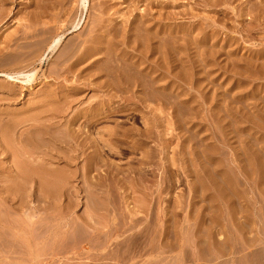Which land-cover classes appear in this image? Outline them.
<instances>
[{"label": "rangeland", "instance_id": "obj_1", "mask_svg": "<svg viewBox=\"0 0 264 264\" xmlns=\"http://www.w3.org/2000/svg\"><path fill=\"white\" fill-rule=\"evenodd\" d=\"M1 6L9 17L0 23V72L16 77L19 73L37 74L30 82L24 76L15 81L0 77V130L19 127L13 136L16 139L19 134H26L28 131L25 130L30 125L38 124L36 126L39 127L44 122L47 125V119L52 120L48 123L52 125L57 120L56 128L63 126L61 129L66 130L67 136L70 134L67 130L74 129L70 130L72 137L69 141L80 145L81 149L96 139L101 146L110 139L111 149L109 151L105 147L106 151L101 156L104 160L108 156V166L87 171L85 165L92 160L91 150L85 151L86 155L84 151H81L83 154H74L68 146L65 147L67 150L62 149L61 143L56 142L61 149L57 147L60 151H53L54 155L62 152L61 156H67L71 152L68 156L82 157L74 159L77 163L70 162L73 167L60 163L58 159L53 161L54 165L51 164L50 169L54 171L62 167L59 170L66 172L62 176L69 179L68 184L65 182L60 187L54 186V189L53 183L46 188L33 185L27 189V184L11 187L2 182L10 173L7 166L15 159L2 156L3 148L0 146V264H264V0H89L87 11L82 9L80 0H7L0 2L2 9ZM78 23H81V29L74 31ZM34 24L37 29L42 24L51 28L49 43L55 38H64L61 49L45 52L43 63L39 61L40 57L33 54L36 58L33 59L28 54L33 50L31 47L28 51H20L15 43L10 47L6 43L7 38L20 36L27 28L33 34L36 30ZM97 24L101 25L99 29ZM116 25L120 32L140 30V26L144 30L140 34L150 33L142 34L143 44L139 39L142 45L137 44L133 32L132 38L125 40L122 32L114 42L111 34L114 35L115 31H105ZM93 26L99 32L95 29L97 33L93 32ZM91 35L96 39L90 38ZM84 39H88L86 43ZM106 39L110 41L106 43ZM77 42L81 44V53L87 47L82 64L77 68L72 67L75 60L71 64L74 58L83 55L79 51L80 55L76 54L71 61L63 60L65 68L61 70L59 58L64 50L75 48L73 44ZM153 42L161 46L157 48ZM145 45L157 48V59L165 55L157 61L159 65L165 62L160 70V73L164 72L162 78L165 81H158L162 85H172L174 81L175 88L170 91L159 88L156 90L159 95L156 91L157 95L151 94L153 90L150 94L134 87L130 90L132 86L102 89L101 80L105 78L96 77V72L100 66L103 68L104 61L108 63L109 56L123 59L124 54L130 53L124 59L130 63L132 60L138 62L147 55ZM136 49L145 54L142 56ZM170 50L174 53L171 54ZM14 55H18L17 62ZM93 62H96L94 67L89 68ZM165 75H170V78ZM150 78L146 77L147 80ZM73 99L74 102L69 104ZM89 109L94 111L91 116L96 114L98 117H83ZM54 110L61 113L55 115ZM101 113L103 115L100 116ZM28 118H32L30 123ZM35 120L38 121L35 123ZM109 133L113 134L112 137ZM32 134L30 138L36 136V140L41 139L37 131ZM48 141L52 149L56 148L53 146L55 140ZM46 166L47 171H53ZM52 176L54 174L36 177L40 182L45 177L53 181L55 178ZM26 178L28 180L29 177ZM82 180H90L93 184L85 186ZM8 218L14 223L11 224ZM65 225L72 235L67 236V230L57 232V226L62 228ZM97 228L102 230L98 232ZM107 238L112 239L110 246L113 247L102 253L104 240H109Z\"/></svg>", "mask_w": 264, "mask_h": 264}, {"label": "bare ground", "instance_id": "obj_2", "mask_svg": "<svg viewBox=\"0 0 264 264\" xmlns=\"http://www.w3.org/2000/svg\"><path fill=\"white\" fill-rule=\"evenodd\" d=\"M4 1H7V0H1L0 2H4ZM45 1V0H44ZM212 1V0H211ZM213 1H215V0H213ZM217 1V0H216ZM219 1V0H218ZM233 1V0H232ZM248 1V0H247ZM22 2V1H21ZM35 2H37V1H35ZM51 2V1H50ZM53 2V1H52ZM57 2V1H56ZM210 2V1H209ZM243 2V1H242ZM32 3V2H31ZM65 3V2H64ZM80 3H81V5H82V9L84 10V11H87L88 10V8H89V0H80ZM95 3V2H94ZM223 3V2H222ZM221 3V4H222ZM46 4H47V2H46ZM104 4V3H103ZM139 4V3H138ZM215 4V3H214ZM2 5V4H1ZM28 5V4H27ZM50 5V4H49ZM94 5V4H93ZM98 5V4H97ZM135 5V4H134ZM219 5V4H218ZM255 5V4H254ZM256 5H257V3H256ZM3 6V5H2ZM1 6V7H2ZM4 6H6V5H4ZM3 6V7H4ZM35 6V5H34ZM46 6V5H45ZM53 6V5H52ZM63 6V5H62ZM106 6V5H105ZM136 6V5H135ZM211 6V5H210ZM213 6V5H212ZM2 7V9L0 8V23H2L6 18H8L7 17V15H9L8 13L6 14L5 12L6 11H4V9L5 8H3ZM47 7H49V6H47ZM96 7V6H95ZM110 7V6H109ZM134 7V6H133ZM43 8V7H42ZM57 8V7H56ZM102 8V7H101ZM111 8V7H110ZM129 8V7H128ZM185 8V7H184ZM259 8V7H258ZM108 9V8H107ZM118 9V8H117ZM127 9V8H126ZM125 9V10H126ZM251 9V8H250ZM249 9V10H250ZM45 10H47L46 8H45ZM61 10V9H60ZM97 10H99V9H97ZM104 10H106V9H104ZM71 11V10H70ZM113 11V10H112ZM184 11V10H183ZM254 11V10H253ZM263 11V10H262ZM30 12V11H29ZM41 12V11H40ZM39 12V13H40ZM47 12V11H46ZM65 12V11H64ZM128 12V11H127ZM133 12V11H132ZM37 13V12H36ZM142 13V12H141ZM170 13V12H169ZM230 13V12H229ZM253 13V12H252ZM262 13V12H261ZM33 15H35L34 14V12L32 13ZM46 14V13H45ZM52 14V13H51ZM112 14H113V12H112ZM131 14V13H130ZM139 14V13H138ZM172 14V13H171ZM170 14V15H171ZM175 14V13H174ZM251 14V13H250ZM21 15V14H20ZM102 15H104V14H102ZM152 15V14H151ZM181 15V14H180ZM25 16V15H24ZM49 16V15H48ZM52 16V15H51ZM61 16H62V14H61ZM121 16V15H120ZM125 16H126V14H125ZM165 16V15H164ZM238 16H239V14H238ZM251 16V15H250ZM32 17V16H31ZM41 17V16H40ZM43 17V16H42ZM55 17V16H54ZM60 17V16H59ZM141 17V16H140ZM160 17H161V15H160ZM229 17V16H228ZM34 18V17H33ZM38 18V17H37ZM75 18V17H74ZM96 18V17H95ZM142 18V17H141ZM159 18V17H158ZM32 19V18H31ZM123 19V18H122ZM161 19V18H160ZM166 19V18H165ZM173 19V18H172ZM240 19V18H239ZM39 20H40V18H39ZM51 20V19H50ZM126 20V19H125ZM131 20V19H130ZM33 21V20H32ZM41 21V20H40ZM61 21V20H60ZM122 21V20H121ZM120 21V22H121ZM137 21H139V20H137ZM172 21V20H171ZM251 21V20H250ZM37 22H38V20H37ZM49 22V21H48ZM93 22V21H92ZM101 22V21H100ZM99 22V23H100ZM125 22V21H124ZM140 22V21H139ZM239 22V21H238ZM38 23H40V22H38ZM94 23V22H93ZM98 23V22H97ZM107 23V22H106ZM203 23V22H202ZM36 24V23H35ZM34 24V25H35ZM41 24V23H40ZM49 24V23H48ZM94 24H96V23H94ZM102 24V23H101ZM103 24H104V20H103ZM111 24V23H110ZM116 24V23H115ZM144 24V23H143ZM151 24V23H150ZM250 24V23H249ZM33 25V26H34ZM38 25V24H37ZM43 25V24H42ZM41 25V28H39V29H37V27H36V25H35V28H36V30H34L32 33L33 34H30L31 32H29L27 29H26V32H23V34H21L20 36L18 35V36H16V35H13V36H11V37H9V38H7V45L9 46V45H11L12 43H15V45H16V47L18 48L17 50H24V49H29L30 50V48L29 47H31V49H33L32 51H29L30 53H28L32 58H33V54L35 55V57L36 58H38V57H40L39 59V61H41L42 63H43V58H45V52H49L50 51V53L51 52H56L57 50H59V49H61L60 47H61V45H62V42H63V37L61 36V37H59V38H55V40H53V41H51L50 43H49V38H48V36H49V33H50V29L48 28V26H46L45 27V25L46 24H44V26H42ZM55 25V24H54ZM61 25V24H60ZM73 25V24H72ZM80 25H81V23L79 24H77L75 27H74V31H77V30H79V29H81V27H80ZM99 24H97L96 25V27L99 29L100 28V26H98ZM121 25V24H120ZM252 25V24H251ZM38 26H40V25H38ZM56 26V25H55ZM66 26V25H65ZM117 26L118 25H116L115 27H112V28H110V27H108L107 28V31H105L106 33L107 32H109V33H113L114 31H115V34L113 35V34H111L112 35V38H110V40L112 39L114 42H116L117 41V39L115 40V37L117 36V35H120L122 32H120L119 31V29L117 28ZM142 26V25H141ZM54 27V26H53ZM125 27H127V26H125ZM136 27V26H135ZM138 27V26H137ZM136 27V28H137ZM257 27V26H256ZM264 27V26H263ZM30 28H31V26H30ZM33 28V27H32ZM34 28V29H35ZM163 28V27H162ZM170 28V27H169ZM251 28V27H250ZM54 29V28H53ZM94 29L95 30H97L96 28H94V26L92 27V30H93V32H95V33H97L96 31H94ZM123 29H125V28H123ZM127 29V28H126ZM139 29L140 30H138V28L137 29H134V30H131V31H129V32H127L129 29H127V31H125V32H123V37H124V40L126 39V38H129L130 36H131V38H132V35L131 34H133V33H135V35H136V39H137V41H136V39H134L136 42H137V44H141V43H139V41L142 39V37L144 38V36H142V34H140L142 31H144L143 30V27H140L139 26ZM254 29V28H253ZM90 30H91V28H90ZM103 30V29H102ZM105 30V29H104ZM168 30V29H167ZM27 31L29 32V33H27ZM31 31V30H30ZM98 32H99V30H97ZM136 31V32H135ZM1 32V31H0ZM9 32V31H8ZM34 32H35V34H34ZM92 31H91V34L93 33ZM133 32V33H132ZM201 32V31H200ZM19 33V32H18ZM17 33V34H18ZM89 33V32H88ZM146 32H144V34H145ZM148 33H150V32H148L147 31V33L146 34H148ZM252 33V32H251ZM8 34V33H7ZM53 34V32H51V35ZM67 34V33H66ZM128 34V35H127ZM143 34V35H144ZM145 34V35H146ZM156 34V33H155ZM247 34V33H246ZM102 35V34H101ZM134 35V34H133ZM152 36H154V34H151ZM184 35V34H183ZM254 35V34H253ZM64 36V35H63ZM104 36V35H103ZM103 36L101 37V38H103ZM148 36H150V35H148ZM167 36V35H166ZM90 38L92 37H94V36H89ZM156 38H157V36H155ZM168 37V36H167ZM212 37V36H211ZM248 37V36H247ZM82 38V37H81ZM90 38H89V40L88 41H92V40H90ZM95 38V37H94ZM107 38V37H106ZM141 38V39H140ZM150 38V37H149ZM156 38H153L154 40L156 39ZM256 38V37H255ZM96 39V38H95ZM140 39V40H139ZM146 39V38H145ZM153 39H152V41H153ZM159 39V38H158ZM163 39V38H162ZM245 39V38H244ZM35 40V42H30V41H34ZM86 39H84V41H85V43H86V41H87ZM107 40H109V39H106V43H107ZM109 40V41H110ZM111 40V41H112ZM123 40V39H122ZM121 40V41H122ZM128 40V39H127ZM161 40V39H160ZM232 40V39H231ZM263 40V39H262ZM21 41H24L25 43L23 44ZM144 41H146V40H144ZM157 41V40H156ZM162 41V40H161ZM164 41H165V39H164ZM194 41V40H193ZM53 42V43H52ZM81 42H83V41H81ZM93 42L94 41H92L91 43L93 44ZM98 42H100V39L98 40ZM128 42V41H127ZM130 42L131 41H129V43L128 44H130ZM132 42H133V40H132ZM141 42H142V44H143V40H141ZM147 42H148V40H147ZM146 42V43H147ZM158 42V41H157ZM20 43H22V44H20ZM80 43V42H79ZM97 43V42H96ZM95 43V45H97ZM135 42H133V45H135L134 44ZM154 43V42H153ZM160 43V42H159ZM78 44V42L76 43V44H73V47L75 46V48H73L72 50H70V51H65L64 50V54L62 53V57L61 58H59V64H58V66H62V68L63 69H61V70H64V68L65 67H63V64H64V61L66 62V61H71V59H73L74 58V56L76 55V54H78V52L80 51V53H81V50H79L80 48V46H81V44L79 45H77ZM88 44V43H87ZM116 44V43H115ZM122 44V43H121ZM141 44V45H142ZM155 44V43H154ZM14 45V46H15ZM77 45V46H76ZM95 45H92V46H94V47H96ZM105 45V44H104ZM117 45V44H116ZM119 45V44H118ZM122 45H124V43L122 44ZM132 45V46H133ZM8 46H5V47H8ZM90 46V45H89ZM120 46V45H119ZM131 46V45H130ZM154 46H157V48H158V46H161L160 44L158 45V44H155ZM153 45H145V49L144 48H142L141 46V48L142 49H144V51H145V53L147 54L146 56L144 55H142V53L143 54H145L144 52H140L139 50L141 49H139V50H137L136 49V51H139L138 53L139 54H141L142 56H143V58L140 60V61H138V62H134V60H132L133 61V63L131 62H129V60H127V59H124L127 55H129V54H124L125 56L123 57V59L121 58H116V56L114 57H111L110 58V53H109V50H110V47H109V49L107 50L108 51V56H107V54H105L107 57H108V63H106V61H104V63L106 64V68L104 67V65L103 64H101V65H103V68L100 66V68L98 69V72H96V77L98 76V78H101L102 79V77H104L105 79H103V80H101L102 82H101V84H100V86H101V88L103 89V88H105L106 87V89L105 90H107V89H109V88H111V87H114L115 88V90H116V87L117 88H122V86H124V87H126V88H129L130 86H132V88L130 89V90H132L133 89V87L135 88V89H142V90H146V91H148V92H146L147 94L149 93V92H151L150 90H153L154 92L152 93L151 92V94H154L155 93V91L157 90V89H167V90H172L173 88H175V85L173 84L174 83V81H173V83H172V85H170L169 83H167V84H160V81L162 82V79L164 78L163 76V73H160V70H162L163 69V67H161V65L163 66V64L165 65V62H162L161 60H160V62H162L163 64H161V65H159L158 64V60L159 59H161V58H164L165 57V55H163V57H161V58H158L157 59V56H156V54L158 53V51H157V48H155ZM171 46V45H170ZM173 46V45H172ZM10 47V46H9ZM13 47V46H12ZM34 47H35V49H34ZM72 47V46H71ZM129 47V46H128ZM127 47V48H128ZM144 47V46H143ZM164 47V46H163ZM232 47V46H231ZM68 48V47H67ZM82 48V47H81ZM87 48V47H86ZM86 48H84V50H82L84 53H81V55L82 56H79L77 59H73L72 60V62H71V64L73 63V61H74V63L71 65L72 67H75V68H77L78 67V65H80V64H82V61H83V59L85 58V56H86ZM108 48V47H107ZM135 48V47H134ZM133 48V49H134ZM7 49V48H6ZM70 48H68V50H69ZM115 49V48H114ZM116 49H118V48H116ZM124 49V48H123ZM133 49H131L132 51H134ZM142 49H141V51H142ZM169 49H173L172 47H169ZM15 50V49H14ZM94 50V49H93ZM122 50V49H121ZM120 50V51H121ZM0 51H2V50H0ZM28 51V50H27ZM44 51V53H42ZM90 51V50H89ZM95 51V50H94ZM106 51V52H107ZM171 51V50H170ZM66 52V53H65ZM91 52V51H90ZM111 52V51H110ZM123 52H124V50H123ZM161 50H160V56H162V54H161ZM169 52V51H168ZM1 53V52H0ZM16 53V52H15ZM19 53V52H18ZM80 53L78 54V55H80ZM87 53H89V52H87ZM92 53H93V51H92ZM115 53V52H114ZM117 53V52H116ZM163 53V52H162ZM174 53V50L173 51H171V54H173ZM178 53V52H177ZM180 53V52H179ZM214 53V52H213ZM21 54H24L25 55V52H21ZM21 54H19V58H21L20 56H21ZM28 54H26V56H25V58L28 56ZM135 53L133 52V55H134ZM8 55V54H7ZM13 55V54H12ZM24 55L22 56V57H24ZM59 55V54H58ZM88 55V54H87ZM99 55V54H98ZM115 55V54H114ZM131 55H132V53H131ZM169 55H170V53H169ZM175 55V54H174ZM177 55V54H176ZM15 56V55H14ZM18 56V55H17ZM17 56H15V59L17 58V59H19ZM30 56H29V60L31 59L30 58ZM44 56V57H43ZM111 56H112V54H111ZM123 56V55H122ZM159 56V57H160ZM168 56V55H167ZM33 58V59H36V58ZM56 57V56H55ZM54 57V58H55ZM76 57V56H75ZM95 57V56H94ZM106 57V58H107ZM121 57V56H120ZM139 57V56H138ZM172 57H174V56H172ZM172 57H171V59H172ZM12 58V57H11ZM57 58V59H58ZM130 58V57H129ZM140 58V57H139ZM170 58V57H169ZM14 59V58H13ZM14 59V60H15ZM17 59H16V61L15 62H17ZM24 59V58H23ZM28 59V58H27ZM32 59V60H33ZM56 59V60H57ZM135 59H136V57H135ZM1 60V59H0ZM13 60V61H14ZM22 60V59H21ZM20 60V61H21ZM64 60V61H63ZM131 60V59H130ZM139 60V59H138ZM166 59H164V61H165ZM175 60H176V57H175ZM45 61V60H44ZM63 61V62H62ZM173 61V60H172ZM7 62V61H6ZM22 62H24L23 60H22ZM128 62H129V65H128ZM174 62V61H173ZM2 63V62H1ZM34 63V62H33ZM37 63V62H36ZM41 63V64H42ZM95 63L96 62H93L90 66H89V68H92V67H94L93 65H95ZM98 64H99V62H97ZM167 63H168V61H167ZM172 63V62H171ZM14 64V63H13ZM70 64V63H69ZM173 64V63H172ZM174 64H175V62H174ZM181 64V63H180ZM17 65H19V62H18V64ZM30 65V64H29ZM166 65H168V64H166ZM171 65V64H170ZM178 65V64H177ZM197 65V64H196ZM82 66V65H81ZM98 66V67H99ZM124 66H126L127 67V69H128V71L126 70L125 71V69H126V67H124ZM24 67H26V66H24ZM23 67V68H24ZM161 67V68H160ZM166 67H168V66H166ZM175 67V66H174ZM173 67V68H174ZM68 68V67H67ZM74 68V69H75ZM165 68V67H164ZM178 68V67H177ZM189 68V67H188ZM204 68H206V67H204ZM55 69H57V68H55ZM71 69V68H70ZM165 69H168V68H165ZM172 69V68H171ZM197 69V68H196ZM242 69V68H241ZM15 70V69H14ZM20 70V69H19ZM22 70V69H21ZM69 70V69H68ZM73 70V69H72ZM76 70V69H75ZM92 70H94V69H92ZM184 70V69H183ZM34 71V70H33ZM57 71H59V70H57ZM169 71V70H168ZM7 72V71H6ZM23 72V71H22ZM25 72V71H24ZM54 72H55V70H54ZM72 72V71H71ZM71 72H70V74H71ZM76 72V71H75ZM174 72H176V70H174ZM191 72V71H190ZM13 73V72H12ZM65 73H67V70H66V72ZM73 73V72H72ZM90 73H92V71H90ZM94 73V72H93ZM160 73V74H159ZM169 73V72H168ZM182 73V72H181ZM184 73H185V71H184ZM188 73V72H187ZM37 73H34V74H25V73H19V75H18V73H17V75L19 76V77H16L15 75H12V74H9V73H4V72H0V77H5L7 80H9V81H15L17 78L18 79H20L22 76H24V77H26V79H28V81L30 82V81H32L31 79L32 78H34V76L36 75ZM59 74H60V72H59ZM179 75H180V72L178 73ZM186 74V73H185ZM90 76L92 75L93 76V74H89ZM170 75H172V73L170 74ZM170 75L169 76H166V77H168V78H170ZM174 75H176V74H174ZM178 75V76H179ZM198 75H200V74H198ZM88 76V75H87ZM173 76V75H172ZM180 76H182V75H180ZM179 76V77H180ZM184 77H185V75H183ZM60 77V76H59ZM86 77V76H85ZM146 77H151L150 79L151 80H147L146 79ZM163 77V78H162ZM78 78V77H77ZM89 78V77H88ZM167 78V79H168ZM175 78V77H174ZM166 79V80H167ZM172 79V78H171ZM191 79V78H190ZM158 80H160V81H158ZM185 80H187V79H185ZM21 81V80H20ZM88 81V80H87ZM98 81V80H97ZM100 81V80H99ZM165 80L163 79V82H164ZM169 81V80H168ZM180 81V80H179ZM185 82V81H184ZM190 82V81H189ZM8 83V82H7ZM98 83H100V82H98ZM201 84H202V82H201ZM9 85H10V83H9ZM12 85V84H11ZM182 85V84H181ZM7 86V85H6ZM95 86V85H94ZM178 86H180V85H178ZM97 87V86H96ZM99 87V86H98ZM196 87V86H195ZM80 88V87H79ZM200 88H201V86H200ZM179 89V88H178ZM186 89V88H185ZM198 89V88H197ZM78 90H80V89H78ZM183 90V89H182ZM192 90V89H191ZM74 91V90H73ZM82 91V90H81ZM110 91V90H109ZM158 91V90H157ZM156 91V92H157ZM160 91V90H159ZM105 93H109V92H105ZM114 93V92H113ZM158 93V92H157ZM161 93V92H160ZM150 94V93H149ZM156 94V93H155ZM175 94V93H174ZM108 95V94H107ZM110 95V94H109ZM115 95V94H114ZM130 95V94H129ZM157 95V94H156ZM158 95H159V93H158ZM162 95V94H161ZM165 95V94H164ZM170 95V94H169ZM116 96V95H115ZM139 96V95H138ZM143 97H145L144 95H142ZM98 97V96H97ZM105 97V96H104ZM129 97V96H128ZM130 97H131V95H130ZM147 98H148V95L146 96ZM173 97V96H172ZM179 97V96H178ZM71 98H73V97H71ZM107 98V97H106ZM105 98V99H106ZM109 98V97H108ZM113 98V97H112ZM123 98V97H122ZM164 98H165V96H164ZM93 99V98H92ZM98 99V98H97ZM99 99H100V97H99ZM104 99V98H103ZM111 99V98H110ZM146 99V98H145ZM150 99V98H149ZM151 99H153V98H151ZM150 99V100H151ZM154 99H155V95H154ZM167 99V98H166ZM191 99V98H190ZM76 100V99H75ZM112 100V99H111ZM110 100V101H111ZM130 100V99H129ZM171 100V99H170ZM44 101V100H43ZM67 101H68V99H67ZM69 101H70V99H69ZM102 101V100H101ZM124 101V100H123ZM145 101V100H144ZM167 101H168V99H167ZM177 101V100H176ZM74 102V99L71 101V102H69V104L70 103H73ZM84 102V101H83ZM99 102V101H98ZM97 102V103H98ZM139 102H142V101H139ZM171 102V101H170ZM169 102V103H170ZM64 103V102H63ZM67 103V102H66ZM89 103V102H88ZM92 103V102H91ZM96 103V102H95ZM94 103V104H95ZM100 103V102H99ZM108 103V102H107ZM118 103V102H117ZM37 104V103H36ZM68 104V103H67ZM164 104H165V102H164ZM171 104H173V103H171ZM38 105V104H37ZM36 105V106H37ZM43 105V104H42ZM50 105V104H49ZM48 105V106H49ZM55 105V104H54ZM60 105V104H59ZM84 105H87V104H84ZM118 105V104H117ZM135 105V104H134ZM142 105V104H141ZM146 105V104H145ZM34 106V105H33ZM40 106V105H39ZM46 106V105H45ZM67 106V105H66ZM93 106V105H92ZM101 106V105H100ZM129 106V105H128ZM169 106V105H168ZM185 106V105H184ZM60 107V106H59ZM58 107V108H59ZM98 107V106H97ZM130 107V106H129ZM188 107V106H187ZM27 108V107H26ZM38 108V107H37ZM48 108V107H47ZM51 108H53V107H51ZM50 108V109H51ZM72 108V107H71ZM87 108V107H86ZM93 108V107H92ZM95 108V107H94ZM39 109H40V107H39ZM46 109V108H45ZM45 109H43L44 111H45ZM68 109V108H67ZM88 109V108H87ZM123 109V108H122ZM127 109H128V107H127ZM32 110V109H31ZM53 110V109H52ZM58 110V109H57ZM62 110V109H61ZM66 110V109H65ZM64 110V111H65ZM91 110H93V109H91ZM99 110V109H98ZM126 110V109H125ZM183 110V109H182ZM51 111V110H50ZM55 111V110H54ZM54 111H52V112H54ZM83 111V110H82ZM127 111V110H126ZM147 111V110H146ZM42 112V111H41ZM56 112V111H55ZM79 112V111H78ZM94 112V111H93ZM93 112L92 111H90V109L88 110V112H85L84 113V115H83V117L85 116V117H90L91 116V114H93ZM95 112H96V110H95ZM61 113V112H60ZM59 112L57 113H55V115L56 114H60ZM62 113H64V112H62ZM83 113V112H82ZM111 113V112H110ZM119 113V112H118ZM38 114V113H37ZM42 114V113H41ZM81 114V113H80ZM162 114V113H161ZM25 115H27V113L25 114ZM28 115H30V114H28ZM40 115V114H39ZM39 115H38V117H39ZM54 115V114H53ZM101 115H103V113H101L100 114V116ZM2 116V115H1ZM33 116V115H32ZM94 115H92L91 117H93ZM95 116H97L98 117V115H96L95 114ZM94 116V117H95ZM4 117V116H3ZM34 117V116H33ZM50 117V116H49ZM54 117H56V116H54ZM147 117V116H146ZM41 118V117H40ZM78 118V117H77ZM11 119V118H10ZM13 120H15L14 118H12ZM29 119V121H27L28 123H30V121H31V119L32 118H28ZM35 119H36V116H35ZM52 119H54V118H52ZM56 119V118H55ZM70 119V118H69ZM99 119V118H98ZM106 119V118H105ZM157 119V118H156ZM168 119V118H167ZM25 120V119H24ZM40 120V119H39ZM79 120V119H78ZM82 120H83V118H82ZM87 120V119H86ZM91 120V119H90ZM89 120V121H90ZM100 120V119H99ZM6 121V120H5ZM8 121V120H7ZM6 121V122H7ZM38 121V120H37ZM36 120H35V123L37 122ZM41 122H43L42 121V119L40 120ZM45 121V120H44ZM46 121H48V123H50L52 120H46ZM60 121V120H59ZM80 121V120H79ZM26 121H24V123H25ZM34 122V121H33ZM41 122H38V123H41ZM78 122V121H77ZM92 122V121H91ZM107 122V121H106ZM9 124L11 123V122H8ZM16 124H17V126H18V123H17V121L15 122ZM48 123H47V125L45 124V122L43 123V124H39V127L38 126H36V125H38V124H36V125H30L31 127L29 128V129H26L25 131H28L26 134L23 132L21 135H20V137H19V135H18V137L15 139L13 136H15L17 133H16V130H19V127L17 128H15V127H13V129H12V127H9L8 129H7V125H6V131H3V129H2V131H1V133H0V135L2 136V145H0L2 148H3V150H1L2 151V153H1V155L2 156H6V157H12L11 159H15V161L13 162V163H11L10 164V166L8 165L7 166V169H8V171H10V173L8 174V177L7 178H5V180H2V182L3 183H6V185H8V186H13L14 184H24V185H28L27 186V189L29 188V186H31V188H33L32 186L33 185H39V186H41V187H44V188H46V185H48V184H51V183H53L54 185H51V186H53V189H54V186H57V187H60V185H62L63 183H65L66 182V184L65 185H67L68 183H67V181L69 180H66V178L67 177H64L65 179H63V176H64V174L63 173H65L66 174V172L63 170V172L61 173V171L59 170V169H62V167L61 168H57L56 166V168L55 169H58V171L57 170H53V168L52 169H50L51 167H52V165H54V164H52L53 163V161L54 160H57L58 159V161L61 163H66L67 164V166H69L70 165V167H73V166H71V164H70V162L72 163V162H74L75 163V161H74V159L76 158V159H79V158H77L78 156L80 157V155H78L77 157L74 155L75 153L74 152H80V153H82L83 151H84V153H85V151H87L88 150V152H89V150H91V156L90 155H88V156H90L91 157V159L92 160H89V161H91V162H89L87 165H85L86 166V170L87 171H92L93 169H95V168H97V167H102V166H108V163L110 162L109 160H108V156H105L106 157V159L104 160V159H101V156H102V154H103V151H106L105 150V147L107 148V150H109L110 151V144H111V141H109V140H103V141H105V143L104 144H102L103 146H101V143L99 142V140H93V141H90V143H86L84 146L83 145H81V146H83V148L85 149V150H83V148L81 149L80 148V145H74L73 144V142H71V141H69V140H71V138H70V136H71V132H72V130L74 131V129H69V131L67 130V132H69L70 134H69V136H67L66 135V133H64L66 130H63L64 128H63V126L61 127V128H63V129H61V128H56L57 126H55V124H58L57 123V120L55 121V123L54 124H49L48 125ZM66 123V122H65ZM64 123V124H65ZM72 123H73V121H72ZM74 123H76L75 121H74ZM73 123V124H74ZM96 123V122H95ZM34 124V123H33ZM19 125H20V127H21V124L19 123ZM23 125V124H22ZM63 125V124H62ZM159 125V124H158ZM164 125V124H163ZM170 125V124H169ZM1 126L2 125H0V128H1ZM14 126V125H13ZM25 126V125H24ZM68 126H70V125H68ZM67 126V129L69 128ZM73 126V125H72ZM86 126H88V125H86ZM154 126H156V125H154ZM167 126V125H166ZM5 127V126H4ZM91 127V126H90ZM70 128H72V127H70ZM74 128V127H73ZM76 128V127H75ZM5 129V128H4ZM167 129V128H166ZM70 130H71V132H70ZM91 130V129H90ZM110 130V129H109ZM165 130V129H164ZM21 131V130H20ZM22 131H23V129H22ZM34 131H37L38 132V134L40 135V138L41 139H39L38 140V138H37V140H36V136H35V140L34 139H32V138H30L31 137V135H33L32 133L34 132ZM80 131V130H79ZM81 131H82V129H81ZM118 131V130H117ZM156 131V130H155ZM166 131V130H165ZM76 132V131H75ZM88 132V131H87ZM97 132V131H96ZM102 132H103V130H102ZM110 132V131H109ZM137 132V131H136ZM19 133V132H18ZM77 133H78V131H77ZM83 133V132H82ZM86 133V132H85ZM171 133V132H170ZM31 134V135H30ZM116 134V133H115ZM122 134V133H121ZM126 134V133H125ZM131 134V133H130ZM141 134V133H140ZM38 135V136H39ZM74 135H75V133H74ZM73 135V136H74ZM77 135V134H76ZM79 135V134H78ZM87 135V134H86ZM93 135H95V134H93ZM102 135V134H101ZM112 135L113 134H111V133H109V136L110 137H112ZM80 136H81V134H80ZM34 137V136H33ZM42 137H43V139H42ZM47 137V138H46ZM72 137V136H71ZM87 137V136H86ZM95 137V136H94ZM108 137V136H107ZM124 137V136H123ZM70 138V139H69ZM76 139V137H73V139ZM141 138V137H140ZM85 139V138H84ZM87 139V138H86ZM91 139V138H90ZM103 139V138H102ZM48 140H52L53 142H54V140H55V143H54V145L53 146H56V144L57 143H61L60 145H62V147L59 145V146H56V148L55 147H53V149H52V147H51V144L49 143V141ZM83 140V139H82ZM81 140V141H82ZM114 140V139H113ZM123 140V139H122ZM40 141V142H39ZM46 141H48V143H49V145H47L48 143L46 142ZM74 141V140H73ZM78 141H80V139L78 140ZM147 141V140H146ZM57 142V143H56ZM76 142H77V139H76ZM85 142V141H84ZM47 143V144H46ZM79 143V142H78ZM80 143H82V142H80ZM103 143V142H102ZM159 143V142H158ZM121 144V143H120ZM58 145V144H57ZM66 145V146H65ZM70 145V146H69ZM136 145V144H135ZM48 146H50L51 148V150L49 149V147ZM64 146V147H63ZM69 147L70 149V151H71V149H72V151H73V153L74 154H72V156H68V154H70L71 152H67L68 154H67V156H61L62 155V152L60 153V154H53L52 152L53 151H60L59 149H64L65 147ZM59 147H61V148H58ZM67 147V148H68ZM1 148V149H2ZM43 148H48L47 150H44ZM43 149V150H42ZM66 149V148H65ZM67 150V149H66ZM63 151V150H62ZM82 151V152H81ZM64 152H65V150H64ZM55 153V152H54ZM76 153V154H77ZM87 153V152H86ZM86 153H85V155H86ZM111 153V152H110ZM66 153H64V155H65ZM83 154V153H82ZM89 154V153H88ZM112 154V153H111ZM71 155V154H70ZM75 157H74V156ZM107 155V154H106ZM83 156V155H82ZM55 157H57V158H55ZM104 157V158H105ZM82 157H80V159H81ZM86 158V157H85ZM88 158V157H87ZM103 158V157H102ZM13 159V160H14ZM11 161V160H10ZM82 162V161H81ZM44 163H46L47 164V166L46 167H48V170H53V171H47V169L45 168V165L46 164H44ZM56 163V162H55ZM59 163V164H60ZM76 163H77V161H76ZM6 164V163H5ZM52 164V165H51ZM57 164V163H56ZM66 164H64L65 166H66ZM86 164V163H85ZM4 165V164H3ZM2 165V166H3ZM50 167H49V166ZM61 165V164H60ZM75 165V164H74ZM109 165H111V164H109ZM116 165V164H115ZM66 166V167H67ZM80 166H82V165H80ZM4 167V166H3ZM6 169V168H5ZM44 169H46V170H44ZM72 170V169H71ZM75 170H77V169H75ZM47 171V172H46ZM67 171V170H66ZM81 171V170H80ZM7 172V171H6ZM83 173V172H82ZM89 173V172H88ZM7 174V173H6ZM5 174V175H6ZM25 174H28V175H30V176H26V177H32V176H34L35 175V177L36 176H39L40 177V174H42V175H44V174H48V175H50V174H54V176H52V177H54L55 179L53 180V181H51V180H48V178H43V180L42 181H40L39 182V180H38V178L37 179H33V178H30L31 180H29V178H28V180H27V178L25 177L24 178V176H25ZM63 175V176H62ZM78 175V174H77ZM100 175V174H99ZM107 175V174H106ZM86 176V175H85ZM5 177V176H4ZM3 177V178H4ZM94 177V176H93ZM73 179V178H72ZM103 179V178H102ZM111 179V178H110ZM1 181V180H0ZM2 182H0V183H2ZM70 182H71V180H70ZM78 183V182H77ZM75 184V183H74ZM82 184L83 185H88V186H92L91 184H93V183H91V181L90 180H82ZM99 184V183H98ZM71 185V184H70ZM95 185V184H94ZM2 186H4V185H2ZM96 186V185H95ZM98 186H100V185H98ZM7 187V186H6ZM10 187V188H11ZM24 187V186H23ZM35 187H37V186H35ZM49 187V186H48ZM9 188V189H10ZM25 188V187H24ZM23 188V189H24ZM43 188V189H44ZM61 188H62V186H61ZM88 188H90V187H88ZM93 188H96V187H93ZM19 189V188H18ZM49 189H50V187H49ZM48 189V190H49ZM57 189V188H56ZM60 189V188H59ZM52 190V189H51ZM96 190V189H95ZM13 190H11V192H12ZM25 191H27V190H25ZM24 191V192H25ZM40 191V190H39ZM53 191V190H52ZM59 191V190H58ZM10 192V191H9ZM37 192H38V190H37ZM13 193V192H12ZM11 193V194H12ZM40 193V192H39ZM42 193H44V195H46V196H49L48 195V193H45V192H42ZM49 194H50V192H49ZM67 194H68V192H67ZM98 194H99V192H98ZM16 195V194H15ZM23 195V194H22ZM61 196V195H60ZM67 196V195H66ZM20 197V196H19ZM35 197H36V195H35ZM55 197V196H54ZM91 197V196H90ZM27 198V197H26ZM10 199V198H9ZM51 199V198H50ZM53 199V198H52ZM61 199H62V197H61ZM24 200V199H23ZM39 200V199H38ZM10 201H12V200H10ZM46 201V200H45ZM94 201V200H93ZM4 202V201H3ZM21 202V201H20ZM37 202V201H36ZM27 203V202H26ZM41 203V202H40ZM13 204V203H12ZM4 205V204H3ZM24 205V204H23ZM41 205V204H40ZM39 205V206H40ZM48 205V204H47ZM50 205V204H49ZM8 206V205H7ZM27 206V205H26ZM55 206V205H54ZM0 207H2L1 205H0ZM4 207V206H3ZM20 208H22V207H20ZM1 211V210H0ZM17 211V210H16ZM15 211V212H16ZM8 212V211H7ZM19 212V211H18ZM52 212V211H51ZM13 213V212H12ZM17 213V212H16ZM133 213V212H132ZM11 215V214H10ZM22 216V215H21ZM135 217V216H134ZM2 218V217H1ZM4 218H5V216H4ZM45 218V217H44ZM53 218V217H52ZM9 219V218H8ZM8 219H7V221H8ZM21 219V218H20ZM10 220V219H9ZM131 220V219H130ZM6 221V222H7ZM11 221L12 220H10V223H11ZM47 221V220H46ZM71 221V220H70ZM69 221V222H70ZM9 222V221H8ZM12 223H14V222H12ZM11 223V224H12ZM19 223V222H18ZM17 223V224H18ZM71 223V222H70ZM77 223V222H76ZM83 223V222H82ZM88 223V222H87ZM6 224V223H5ZM9 224V223H8ZM21 224V223H20ZM1 225V224H0ZM7 225V224H6ZM30 225V224H29ZM46 225V224H45ZM88 225V224H87ZM91 225V224H90ZM25 226V225H24ZM33 226H35V224H33ZM89 226V225H88ZM236 226H238V225H236ZM26 227V226H25ZM32 227V226H31ZM100 227H102V226H100ZM4 228V227H3ZM2 228V229H3ZM54 228V227H53ZM57 232H63V231H65V230H67V232H69L68 234H67V236H69V234H71L72 235V233H70L71 232V230H68L67 229V225H65V226H62V228L61 227H59V226H57ZM9 229H10V227H9ZM9 229H7V230H9ZM26 229H28V228H26ZM42 229V228H41ZM49 229H50V227H49ZM52 229V228H51ZM51 229H50V232H51ZM74 229V228H73ZM6 230V231H7ZM29 230H30V227H29ZM34 230H35V228H34ZM96 230V229H95ZM102 230V229H101ZM100 229L98 230V228H97V230L96 231H98V232H100L101 231ZM26 231V230H25ZM66 232V233H67ZM4 233V232H3ZM22 233V232H21ZM35 233H36V231H35ZM54 233H56V232H54ZM75 233L76 234H78L77 232H76V230H75ZM87 233V232H86ZM124 233V232H123ZM65 234V233H64ZM93 234V233H92ZM95 234V236H96V234H97V232H95L94 233ZM99 234V233H98ZM101 234V233H100ZM103 234V233H102ZM6 235V234H5ZM11 235V234H10ZM13 235H14V232H13ZM27 235H28V233H27ZM41 235H42V233H41ZM51 235V234H50ZM58 235V234H57ZM66 235V234H65ZM64 235V236H65ZM52 236H53V234H52ZM104 236H105V234H104ZM15 237V236H14ZM59 237H60V234H59ZM62 237H63V235H62ZM12 238V237H11ZM54 238V237H53ZM65 238V237H64ZM72 238H73V236H72ZM55 239V238H54ZM62 239V238H61ZM80 239V238H79ZM103 239H104V237H103ZM102 239V240H103ZM109 238H107V240H108ZM125 239V238H124ZM9 240V239H8ZM68 240V239H67ZM93 240V239H92ZM111 238L108 240V241H106V239L104 240L105 241V243H103V246L102 247H104L103 249H102V253L103 252H106L108 249H110V244H111ZM115 240V239H114ZM113 240V241H114ZM117 240V239H116ZM137 240V239H136ZM12 241V240H11ZM73 241V240H72ZM126 241V240H125ZM7 242V244H8V241H6ZM15 242V241H14ZM62 242V241H61ZM66 242V241H65ZM77 242V241H76ZM100 242V241H99ZM103 242V241H102ZM108 242V243H107ZM10 243V242H9ZM13 243V242H12ZM89 243H91V242H89ZM96 243V242H95ZM107 243V244H106ZM112 243H114V242H112ZM125 243V242H124ZM123 243V244H124ZM3 244H6V243H3ZM6 244V245H7ZM24 244V243H23ZM52 244V243H51ZM57 244V243H56ZM59 244V243H58ZM105 244V245H104ZM129 244V243H128ZM18 245V244H17ZM120 245V244H119ZM125 245V244H124ZM12 246V245H11ZM15 246H16V244H15ZM23 246H25V245H23ZM59 246V245H58ZM4 247V246H3ZM98 247H100V246H98ZM113 247V246H112ZM111 247V248H112ZM121 247V246H120ZM18 248V247H17ZM27 248V247H26ZM25 248V249H26ZM128 248V247H127ZM140 248V247H139ZM30 249V248H29ZM28 249V250H29ZM56 249H57V247H56ZM72 249V248H71ZM90 249V248H89ZM94 249V248H93ZM99 249V248H98ZM120 249V248H119ZM43 250V249H42ZM62 250V249H61ZM94 250H97V249H94ZM99 250H101V249H99ZM7 251V250H6ZM64 251V250H63ZM15 252V251H14ZM99 252V251H98ZM97 252V253H98ZM91 253V252H90ZM95 253V252H94ZM101 252H99V254H100ZM110 253H111V251H110ZM57 254V253H56ZM86 254V253H85ZM120 254H121V251H120ZM119 254V252H118V255H120ZM97 255V254H96ZM101 256H102V254H100ZM105 255H108V253L106 254L105 253ZM104 255V256H105ZM82 256V255H81ZM110 256V255H109ZM6 257V256H5ZM106 257V256H105ZM124 257V256H123ZM126 257V256H125ZM141 257V256H140ZM121 258V257H120ZM125 259V258H124ZM127 259V258H126ZM95 260V259H94ZM99 260V259H98ZM115 260V259H114ZM105 261V260H104ZM119 261V260H118ZM123 261V260H122ZM101 262V261H100ZM103 262V261H102ZM124 262H125V260H124ZM105 263H107V262H105ZM111 263H113V262H111ZM108 264V263H107ZM114 264V263H113Z\"/></svg>", "mask_w": 264, "mask_h": 264}]
</instances>
